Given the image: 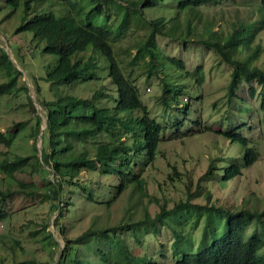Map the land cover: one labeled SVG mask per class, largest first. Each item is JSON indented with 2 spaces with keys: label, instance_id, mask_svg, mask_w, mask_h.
<instances>
[{
  "label": "trees",
  "instance_id": "trees-1",
  "mask_svg": "<svg viewBox=\"0 0 264 264\" xmlns=\"http://www.w3.org/2000/svg\"><path fill=\"white\" fill-rule=\"evenodd\" d=\"M228 1L5 0L7 17L16 19L10 34L23 37L24 48L32 53L34 72H29V80L44 111L45 127L40 128L41 118L36 116L29 134L35 139L41 134L40 156L33 143L30 155L5 159L0 170L12 177L29 167L45 178L44 189L17 182L15 192L43 198L49 212L56 214L53 225L64 246L54 264H163L162 250L150 251L148 241L167 228L174 237L175 250L173 246L181 238L176 225L220 234L200 251L175 257L172 264H264V205L246 199L232 207L218 204L211 198L210 186L201 183L220 173L226 180L237 178L243 167L256 161L255 146L240 132L223 134L234 152L230 155L215 149L214 174L210 166L193 180L173 166L166 179L175 192L169 195L165 189L157 194L149 191L144 175L160 154L162 131L171 128L170 122L162 125L157 118H166L163 111L175 108L178 80L183 87L184 82L202 87L206 79L201 65L187 70L183 60L168 57L158 44L159 37L184 47L195 44L211 50L219 64L230 68L228 100L240 101L247 113L244 100L237 95L241 86L247 85L264 111V45L259 39L264 30V0L249 4L232 0L227 16L204 12ZM239 6L246 7L243 15ZM125 34L137 37L135 53L128 62L114 49ZM9 46L17 55L19 48ZM25 59L18 55L22 67ZM133 66H142L141 73L147 77L156 76L163 109L160 116L143 103ZM0 75L4 77L0 98L28 92L27 84L19 83L22 72L2 48ZM254 83L261 87L257 94ZM30 104L35 112L32 101ZM180 111L187 113V106L183 104ZM196 112L195 120H181L183 128L185 122L190 123L182 134L191 135L200 127ZM6 132L12 135L9 130L0 131V144L10 147L13 135ZM219 162H223L222 168ZM11 194L0 190V203ZM121 198L125 202H119ZM83 203L106 211L93 216L79 236L68 237L65 219H81ZM120 203L124 204L123 214L113 217L112 208L122 206ZM150 206L155 208L153 214ZM5 216L0 211V219ZM36 234L31 232V238L36 239ZM40 241L58 246L52 233ZM8 248L10 264H49L35 257L23 258L24 248L17 240L9 242Z\"/></svg>",
  "mask_w": 264,
  "mask_h": 264
},
{
  "label": "rangeland",
  "instance_id": "rangeland-1",
  "mask_svg": "<svg viewBox=\"0 0 264 264\" xmlns=\"http://www.w3.org/2000/svg\"><path fill=\"white\" fill-rule=\"evenodd\" d=\"M237 1L249 4L257 0ZM231 3L233 1L229 0L223 3L221 7L205 8L204 12L209 15L223 13L227 16V11H230L233 6ZM245 10V6L238 7V11L242 15ZM7 13L5 0H0V48L6 51L15 67L22 72L20 85L24 81L29 87L27 93L20 91L18 95L12 94L0 98V131L9 130L13 135L6 132L7 136L13 138L10 147L0 144V163L18 155H30L32 153L31 144L33 143L38 149L37 155L40 156L41 134H38L36 139L31 138L29 134L33 132L36 116L41 118L40 128L45 127L44 111L39 106L35 89L29 80V72H34L30 60L32 53L24 48L26 42L23 37L10 34L13 26L16 25V19L15 16L13 18L7 17ZM136 39V34H125L114 44L115 51L124 58L125 62H128L135 53ZM259 39L264 45V30L260 33ZM157 41L168 57L183 60L187 70H193L196 66L201 65L206 73V79L202 87L192 86L188 82H184L183 87V83L179 79L174 90L175 108H167L168 111H163L159 100L160 91L156 76L147 77L146 74H142V66L131 67L133 76L137 75L135 82L141 90L140 95L143 103L156 116H160V111L166 113V118H157V121L162 125H165L166 122L171 124V128H165L161 133L158 158L153 167L144 173L148 181L149 191L157 194L158 190L165 189L167 195L170 192H175V188L171 187L166 179L173 166L178 171L187 173L193 180L201 177L210 166L214 169V174L217 164L214 158L215 149H220L223 153L228 152L230 155L234 152V146L230 145L229 139L223 135L225 132L233 131L240 132L250 141V144L255 146L258 158L251 166L243 167L242 175L237 178L226 180L220 173L217 178H205L201 183L205 187L210 186L211 198L213 201L217 200L218 204L232 207L246 199L251 204L259 202V205H264V111L259 107L258 96L250 95L247 85L241 86L237 95L244 100V105L247 107V113H244L245 107L239 105L241 102L236 99L228 100L226 95L230 68L224 64H219L218 57L211 50L195 44L184 47L182 43L167 38L159 37ZM9 44H14L19 48L17 55ZM18 55L25 56L24 67L19 65ZM39 60L40 57L38 56V63L40 64L41 60ZM39 71L41 72L40 68ZM3 79L4 77L0 75V81ZM253 87L257 94L261 87L255 83ZM198 95L202 96L201 100L197 99ZM183 96L185 98L182 102ZM30 101L34 105L35 112ZM183 104L187 106V113L185 114L180 111ZM195 112L196 117L200 119V127H195V131L191 135L182 134L184 129L186 132L189 128L190 123L189 121L185 122L183 128L182 123H180L181 120L184 117L187 120H195ZM16 124L22 126L17 129L14 127ZM15 129L17 130L14 131ZM219 166L222 168L223 162H219ZM17 182L33 183L44 189L45 178L38 172L30 170L29 167L22 172H15L12 177H8L0 170V190L13 192L0 203V211L6 215L0 219V262L3 264L11 263L12 256L8 243L17 240L24 248L23 258L35 257L39 261L54 264L64 246V240L53 225L56 214L49 212V205L43 198L28 197L16 193ZM205 189L208 190V188ZM121 201L125 202V199H119V202ZM144 203L146 204V201ZM120 204L122 206L118 205L112 208L113 217L123 214L124 204ZM149 208L153 214L154 206ZM104 211L106 209L90 207L83 203L81 219H77V217L71 221L68 218L65 219L64 224L69 230L67 236L72 238L79 236L88 227L90 219L93 216H101ZM175 228L181 234L176 246H173L176 248L175 250L172 248L175 241L174 237L167 228L161 229L157 239L148 241L150 251L162 250L165 258H160V261L163 264H172L174 258L182 253L200 251L220 234H204L200 227L194 226L181 227L176 225ZM31 232H37L36 239L31 238ZM46 233H52L54 240L58 242V246L50 244V241L44 243L40 241ZM53 251L55 253L51 256Z\"/></svg>",
  "mask_w": 264,
  "mask_h": 264
},
{
  "label": "water",
  "instance_id": "water-1",
  "mask_svg": "<svg viewBox=\"0 0 264 264\" xmlns=\"http://www.w3.org/2000/svg\"><path fill=\"white\" fill-rule=\"evenodd\" d=\"M29 87V86H28ZM40 106V105H39ZM42 129H44V128H42Z\"/></svg>",
  "mask_w": 264,
  "mask_h": 264
}]
</instances>
